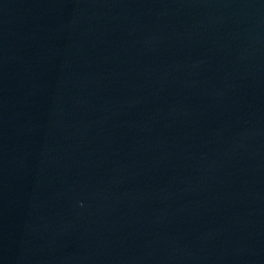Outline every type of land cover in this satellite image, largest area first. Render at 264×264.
Returning <instances> with one entry per match:
<instances>
[{
  "label": "water",
  "instance_id": "obj_1",
  "mask_svg": "<svg viewBox=\"0 0 264 264\" xmlns=\"http://www.w3.org/2000/svg\"><path fill=\"white\" fill-rule=\"evenodd\" d=\"M0 264H264V0H0Z\"/></svg>",
  "mask_w": 264,
  "mask_h": 264
}]
</instances>
